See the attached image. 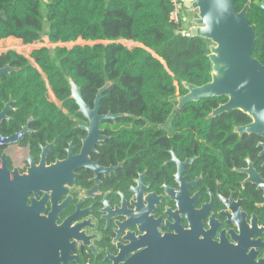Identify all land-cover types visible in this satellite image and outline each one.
<instances>
[{"label": "flooded vegetation", "instance_id": "flooded-vegetation-1", "mask_svg": "<svg viewBox=\"0 0 264 264\" xmlns=\"http://www.w3.org/2000/svg\"><path fill=\"white\" fill-rule=\"evenodd\" d=\"M16 52L42 74L34 51ZM6 53L1 66L18 68L4 63ZM104 85L81 89L92 110ZM115 86L100 102L98 125L47 84L50 113L57 116L32 114L17 132L0 134L7 139L27 128L0 147V157L7 155L10 172L47 169L40 179L48 184L27 203L42 201L45 216L53 213L57 225L70 228L63 232L74 244L68 264H126L148 249L152 236L192 230L264 260V137L241 131L254 120L240 110L209 118L226 97L180 107L176 99L189 92L178 85L169 109L151 110L166 116L145 119ZM16 111L8 110L0 131L12 126Z\"/></svg>", "mask_w": 264, "mask_h": 264}, {"label": "trees", "instance_id": "trees-1", "mask_svg": "<svg viewBox=\"0 0 264 264\" xmlns=\"http://www.w3.org/2000/svg\"><path fill=\"white\" fill-rule=\"evenodd\" d=\"M248 1L236 0L238 11ZM263 4L264 0H253L248 19L255 26L253 56L264 65ZM173 9L172 0H0V42L14 38L28 46L47 37L54 45L88 43L72 49L35 50L42 74L16 51L5 54L4 63L15 62L22 70L4 75L0 82V111L11 98L17 110L11 113L12 126L0 134L17 132L23 119L32 114L57 116L50 113L53 106L47 84L58 100L74 103L69 99L67 76L83 91L101 87L108 78L116 84L112 90L133 103L136 116L165 117V112L154 114L151 110L169 109L177 85L184 92L183 82L196 86L209 83L212 70L208 41L178 36L183 26L171 21ZM121 41L141 46L129 49Z\"/></svg>", "mask_w": 264, "mask_h": 264}, {"label": "water", "instance_id": "water-1", "mask_svg": "<svg viewBox=\"0 0 264 264\" xmlns=\"http://www.w3.org/2000/svg\"><path fill=\"white\" fill-rule=\"evenodd\" d=\"M236 0H187L185 6L191 15V26L178 32L186 38L208 41V58L211 62V81L203 86L183 82L189 92L176 100L179 106L203 99L226 97L229 101L214 110L209 118L240 110L249 115L253 124L241 131L264 137V65L253 54L256 49L255 26L248 19L253 0L238 11ZM0 82L4 75L20 72V68L1 66ZM70 99L93 124L104 117L98 116L100 102L114 81H107L99 90L92 110L86 105L81 88L67 76ZM11 100L0 113V124L8 119ZM121 116V115H120ZM113 117L112 115L106 116ZM119 117V116H116ZM0 141V145L14 144L25 132ZM7 155L0 157V264H68L74 244L63 238L70 228L59 226L53 213L44 215L42 201L35 197L27 203L31 193L36 197L43 189L40 179L47 169H32L28 174L6 167ZM126 264H264L256 261L253 253L227 241L215 242L202 231H180L172 235L160 233L151 237L149 247L134 255Z\"/></svg>", "mask_w": 264, "mask_h": 264}, {"label": "rangeland", "instance_id": "rangeland-1", "mask_svg": "<svg viewBox=\"0 0 264 264\" xmlns=\"http://www.w3.org/2000/svg\"><path fill=\"white\" fill-rule=\"evenodd\" d=\"M264 5V4H263ZM45 29L46 32L49 30V23L46 22L45 23ZM121 43L123 45H125L126 47H128L129 49H133L135 47H138L136 44L132 41H121ZM80 44V45H85L88 44L86 42L83 41H79L77 43H68V44H58V45H54L51 44L48 40L47 37H44L43 42L35 44V45H28V46H24L21 41L17 40H9L4 42L2 45H0V53H4V52H8L10 50H16L18 52L24 53L25 55L29 56L30 53H32L35 50L41 49L43 47H47V48H55L56 46L59 47H67L68 49H72L75 45ZM92 44V43H91Z\"/></svg>", "mask_w": 264, "mask_h": 264}, {"label": "built area", "instance_id": "built-area-1", "mask_svg": "<svg viewBox=\"0 0 264 264\" xmlns=\"http://www.w3.org/2000/svg\"><path fill=\"white\" fill-rule=\"evenodd\" d=\"M186 1L187 0H172L174 9L171 13V21L175 24H179V25L181 24L183 26V30H187L191 26V13L189 9L185 6ZM4 140L5 139L2 136H0V141H4ZM2 146L3 145H0V147Z\"/></svg>", "mask_w": 264, "mask_h": 264}, {"label": "crops", "instance_id": "crops-1", "mask_svg": "<svg viewBox=\"0 0 264 264\" xmlns=\"http://www.w3.org/2000/svg\"><path fill=\"white\" fill-rule=\"evenodd\" d=\"M9 40H17V39H14V38L6 39V40L2 41V43L0 42V45H2L4 42L9 41ZM19 41H21V40H19ZM21 43H22V42H21ZM136 45H137V46H140L139 44H136Z\"/></svg>", "mask_w": 264, "mask_h": 264}, {"label": "bare ground", "instance_id": "bare-ground-1", "mask_svg": "<svg viewBox=\"0 0 264 264\" xmlns=\"http://www.w3.org/2000/svg\"><path fill=\"white\" fill-rule=\"evenodd\" d=\"M140 45V44H139ZM141 46V45H140Z\"/></svg>", "mask_w": 264, "mask_h": 264}]
</instances>
